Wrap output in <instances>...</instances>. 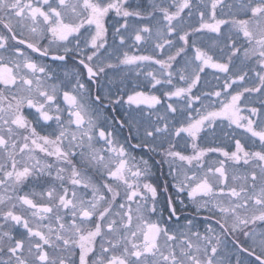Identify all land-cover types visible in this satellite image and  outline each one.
<instances>
[{
    "label": "snow or ice",
    "instance_id": "snow-or-ice-1",
    "mask_svg": "<svg viewBox=\"0 0 264 264\" xmlns=\"http://www.w3.org/2000/svg\"><path fill=\"white\" fill-rule=\"evenodd\" d=\"M0 264H264V0H0Z\"/></svg>",
    "mask_w": 264,
    "mask_h": 264
},
{
    "label": "flooded vegetation",
    "instance_id": "flooded-vegetation-1",
    "mask_svg": "<svg viewBox=\"0 0 264 264\" xmlns=\"http://www.w3.org/2000/svg\"><path fill=\"white\" fill-rule=\"evenodd\" d=\"M34 56L36 55V54H33ZM38 59H39V57H37ZM46 62H48V63H52L51 61H46ZM125 135L127 134L126 133V130H125V133H124ZM166 173H167V169L165 168L164 169V171L163 172H160V173H158V176H159V183H161V184H163V182H164V180H165V177H166Z\"/></svg>",
    "mask_w": 264,
    "mask_h": 264
}]
</instances>
